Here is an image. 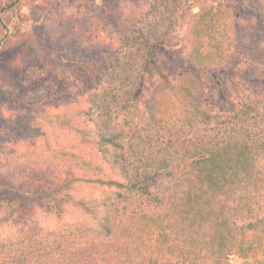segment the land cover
Here are the masks:
<instances>
[{"label": "trees", "instance_id": "obj_1", "mask_svg": "<svg viewBox=\"0 0 264 264\" xmlns=\"http://www.w3.org/2000/svg\"><path fill=\"white\" fill-rule=\"evenodd\" d=\"M95 1L0 71V264H264V0Z\"/></svg>", "mask_w": 264, "mask_h": 264}, {"label": "rangeland", "instance_id": "obj_2", "mask_svg": "<svg viewBox=\"0 0 264 264\" xmlns=\"http://www.w3.org/2000/svg\"><path fill=\"white\" fill-rule=\"evenodd\" d=\"M96 1L98 5L102 4L101 0ZM57 3L58 0H20L14 8H11L1 14V19L6 24L5 29L2 28L3 32L6 30V38L3 40L0 50V71L5 74H9L10 71H14L15 69L12 64L17 59H22L25 62L28 60H35L38 63H43L45 61L56 62L57 60L55 61V58L57 56L55 52L49 48L48 50L46 49V46L48 45L50 47L53 45L61 46V48L64 47L63 49L69 57L78 54L75 44L70 43L66 47L65 44L68 42L61 44V38L59 36L65 30H62L61 26H53V24L49 21L50 17L47 16L48 10L54 8ZM65 5L66 2L64 1L63 6ZM143 5L144 4H138L137 6L129 5V7H141ZM112 7L122 11V9L126 7V4L116 2L112 4ZM65 8L67 9V14L70 16H75V13L79 10L77 5L65 6L63 9ZM90 9L93 10V6ZM86 10L87 9H83L80 11ZM261 43L263 50L259 53V59L262 65L264 61V41ZM244 53L247 61L251 62L253 56L248 53L247 50ZM13 77L15 80H18V76H16V74ZM42 89L43 88H40V91H42ZM40 91L37 92L33 89L17 90L16 95L19 100L26 101L37 97L38 93H42ZM1 100L5 103L4 105H11V103L6 100V97H1ZM88 191H90L88 186L80 185L73 193L76 196V199H78ZM36 202H38L35 203L37 206L35 210L36 212L34 213L38 219L36 227H40L41 225H54L56 222L54 215L46 214L42 209V204L39 201ZM31 203L32 200L24 202L26 206H31ZM79 214V212L69 206L66 213V219H77L80 216ZM26 219L29 218L17 221L13 225V229L20 230L27 228V222H25ZM5 229H9V227ZM230 260L233 264H240L242 261V259L236 254H233L230 257Z\"/></svg>", "mask_w": 264, "mask_h": 264}]
</instances>
